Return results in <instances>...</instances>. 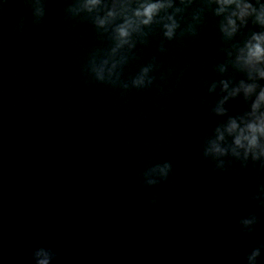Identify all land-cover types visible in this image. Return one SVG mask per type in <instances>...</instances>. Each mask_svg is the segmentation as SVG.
Listing matches in <instances>:
<instances>
[{
    "label": "clouds",
    "instance_id": "1",
    "mask_svg": "<svg viewBox=\"0 0 264 264\" xmlns=\"http://www.w3.org/2000/svg\"><path fill=\"white\" fill-rule=\"evenodd\" d=\"M23 3L30 9L32 23L41 24L47 0H23ZM2 10L0 5V15ZM64 13L67 19L90 23L98 38L110 42L108 47L95 48L90 53L82 69L85 76L124 92L151 88L157 80L153 73L161 65L156 55L134 76L122 79L125 66L138 59V45L147 46L149 38L159 31L162 39L157 52L163 55L167 52L166 41L198 37L208 16L215 18L220 38L217 56L223 60L214 63L212 69L220 78L205 84L208 95L215 93L217 99L209 104L203 98L201 103L209 108V115L224 119L204 139L202 154L215 162L217 170H226L230 163L226 158L230 157L243 168L250 162L259 165L264 174V0H68ZM24 20L25 17L20 18L17 31L23 30ZM186 70L187 66L176 76L177 84ZM230 70L240 78L229 75ZM173 72L174 69H169L159 79L166 80ZM236 99H241L246 107L232 115L226 105ZM171 171L170 162L156 163L144 171V183L157 185L166 181ZM251 199L264 209V183ZM155 202L154 198L151 203ZM258 222L255 213L239 220L246 234ZM262 249L264 244L253 248L246 256L247 264H257ZM55 258L50 248L37 247L32 252L34 264H52Z\"/></svg>",
    "mask_w": 264,
    "mask_h": 264
}]
</instances>
